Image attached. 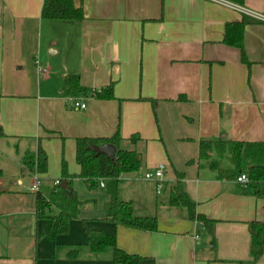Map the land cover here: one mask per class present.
I'll return each mask as SVG.
<instances>
[{"label":"crops","instance_id":"1","mask_svg":"<svg viewBox=\"0 0 264 264\" xmlns=\"http://www.w3.org/2000/svg\"><path fill=\"white\" fill-rule=\"evenodd\" d=\"M42 2L0 0V264H124L110 248L91 252L88 229L115 234L118 247L142 257L138 264H264V250L250 261L248 225L264 220L263 201L196 161L200 139L264 140V22L244 25L243 62L223 39L225 24L244 14L212 0H82L84 17L75 22L43 18ZM241 5L264 13V0ZM70 73L90 88L112 82L114 98L66 95ZM116 129L118 146L143 161L140 172L120 175L117 195L134 214L155 215V231L106 220L104 184L88 188L78 176L75 138ZM38 146L47 162L36 173L38 191L54 188L64 160L69 185L87 200L54 241L49 219L35 217L36 175L21 172L24 153ZM158 163L169 187L175 170L183 173L197 212L215 220L212 231L168 197L159 201L156 182L144 178Z\"/></svg>","mask_w":264,"mask_h":264},{"label":"trees","instance_id":"2","mask_svg":"<svg viewBox=\"0 0 264 264\" xmlns=\"http://www.w3.org/2000/svg\"><path fill=\"white\" fill-rule=\"evenodd\" d=\"M242 4L243 0H230ZM75 5L73 0H43L41 16L43 18H57L66 22L80 21L83 16L82 0ZM257 21L247 15L237 22L225 24L224 42L240 49L241 60L248 62L243 48V29L248 22ZM258 22V21H257ZM63 92L68 96H91L98 99L114 98L113 83L110 82L100 88H90L81 84L78 74L70 73L64 78ZM180 99L183 97H179ZM0 130V134H1ZM138 137L130 135L129 139ZM122 139L118 129L110 136H78L75 138V159L79 166L78 176L83 179L88 188H96L99 181L104 182L103 190L108 194L105 219L116 225L144 231H155L158 228L157 217L140 216L133 212L132 202L118 197L120 175L127 172L139 171L142 166V156L135 149H121L118 145ZM111 143L116 147L113 158L105 154L96 155L88 148V144ZM189 160L188 162H193ZM197 163L216 171L217 178L236 179L244 172L248 182L246 190L263 201L264 207V140H232L226 137L217 139H200L198 141ZM247 165H244V163ZM227 164V166H223ZM47 169L46 153L38 146L35 152L26 151L22 157L21 172L43 173ZM176 179L168 191V204L185 208L187 217L197 220L212 231L214 219L197 212L196 203L184 189L183 173L175 170ZM70 174L66 162H61L59 184L52 188L47 196L36 191L35 217L49 219L47 236L54 241L59 234L68 231L69 221L77 216L87 200L76 196L69 185ZM65 182V186L62 183ZM56 208L57 212H52ZM250 230L249 256L250 261L260 258L264 250V220H251L248 223ZM85 245L91 252H102L107 248L112 250V259L115 263L138 264L142 257L136 253H129L118 247L116 236L99 229L87 230ZM79 252V245L68 250L69 257H75Z\"/></svg>","mask_w":264,"mask_h":264},{"label":"built area","instance_id":"3","mask_svg":"<svg viewBox=\"0 0 264 264\" xmlns=\"http://www.w3.org/2000/svg\"><path fill=\"white\" fill-rule=\"evenodd\" d=\"M214 2L220 3L222 5L228 6V7H232L235 8L239 11H241L244 15H247L259 22H264V13L262 12H258V11H254L251 9H248L246 7H244L241 4L235 3L233 1L230 0H212ZM73 105L76 108H83L85 106V103H83L80 98H73ZM164 170H165V164L164 163H158L151 171H147L144 173V178L146 179H152L156 182V191L160 192L161 190V186H162V180L164 177ZM36 175V173H34ZM236 181L242 183V185L244 187H246V184L248 182V178L247 175L244 172H241L237 177H236ZM59 179H54L53 180V185L54 187H56L59 184ZM100 185L103 186L104 182L102 180L99 181ZM38 187H39V178L37 177V175L35 176V181L31 186V190L36 192L38 191Z\"/></svg>","mask_w":264,"mask_h":264},{"label":"water","instance_id":"4","mask_svg":"<svg viewBox=\"0 0 264 264\" xmlns=\"http://www.w3.org/2000/svg\"><path fill=\"white\" fill-rule=\"evenodd\" d=\"M88 148L91 151H93L96 155L105 154L111 159L113 158L116 150V147L111 143H100V144L89 143ZM62 185L65 186V182H63Z\"/></svg>","mask_w":264,"mask_h":264},{"label":"rangeland","instance_id":"5","mask_svg":"<svg viewBox=\"0 0 264 264\" xmlns=\"http://www.w3.org/2000/svg\"><path fill=\"white\" fill-rule=\"evenodd\" d=\"M142 165H143V161H142ZM140 171L141 170H139V172ZM168 191H169V183L168 182L162 183L161 193L158 195L159 201H160V198L162 199V201H164L168 197Z\"/></svg>","mask_w":264,"mask_h":264}]
</instances>
